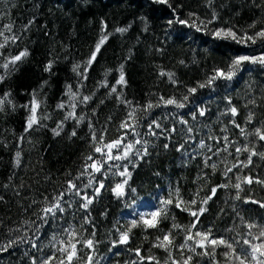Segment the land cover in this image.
Wrapping results in <instances>:
<instances>
[{
	"label": "trees",
	"instance_id": "trees-1",
	"mask_svg": "<svg viewBox=\"0 0 264 264\" xmlns=\"http://www.w3.org/2000/svg\"><path fill=\"white\" fill-rule=\"evenodd\" d=\"M220 29H231L237 39L216 36ZM261 31L264 0H0V248L16 241L0 250V264H41L53 255L57 259L52 264H59L60 241L69 240L65 229L78 234L73 242L80 259L73 264H85L89 254L92 264H183L188 256L190 264H225L226 248L217 247L213 259L197 255L203 249L186 241L188 234L209 230L212 238H225L239 252L243 240L251 238L245 224L264 225V207L251 202L264 203V184L255 182L264 181V157L253 156L245 167L250 153L235 151L247 147L264 153V141L254 134L257 128L264 132V64L244 61L234 69L233 64L240 56H264ZM21 52L27 55L11 63ZM121 69L124 84L117 83ZM229 71L235 73L231 79L225 78ZM193 87L197 91L189 92ZM169 98L185 107L167 105ZM33 107L38 122L29 129ZM231 107L237 109L235 116ZM133 111L139 118L135 130L122 128L125 121L135 123L128 117ZM119 137L124 140L121 147L132 143L133 153L146 147L147 154L107 161L95 152ZM137 139L146 145L135 144ZM90 155L93 160L87 159ZM94 160L102 162L101 172L85 170ZM125 165L131 178L118 197L113 189L127 179L118 174ZM247 176L252 184L242 182ZM69 181L76 190L69 188ZM101 182L104 187L95 195ZM213 188L215 195L203 204ZM62 193L64 211L44 217L42 210ZM85 195L94 197L87 209L82 207ZM177 197L184 202L180 207ZM170 198L172 205L162 204ZM201 207L206 211L191 228L196 219L191 211ZM160 209L156 227L140 224L131 228L128 243H119L131 221ZM168 233L171 259L156 246ZM88 239L94 240V251L85 247ZM185 242L188 247L181 249Z\"/></svg>",
	"mask_w": 264,
	"mask_h": 264
},
{
	"label": "snow or ice",
	"instance_id": "snow-or-ice-1",
	"mask_svg": "<svg viewBox=\"0 0 264 264\" xmlns=\"http://www.w3.org/2000/svg\"><path fill=\"white\" fill-rule=\"evenodd\" d=\"M156 3H163L166 4L168 3V0H155ZM179 23H184L187 24L188 21L187 20H180L178 21ZM169 23H172V21H169ZM6 31L11 32L12 31V26L11 25H5L4 26ZM117 31L123 33L126 31L125 28H119L117 29ZM3 32H0V36H3ZM223 34V36L225 37H230L232 39H237L236 33H234L231 29L225 31L224 29H220L218 30L215 35L216 36H221ZM259 36L264 37V31H261L258 33ZM9 39V37H5V42H7V40ZM11 39L13 41H15L16 39H18V37L16 36H12ZM107 39V37H102L100 40V43H98L96 45V48L94 50V52L92 53L88 63L89 65L95 61L96 59V55L97 53H99L100 51V46L104 43V41ZM243 39V38H242ZM246 39L248 40H252L253 37H246ZM3 44H0V47H3ZM27 52H21L19 55L15 56L11 63H15L16 61L21 60L22 57L26 56ZM244 61H251L252 63H260V64H264V56L261 57H249V56H240L233 64V69L236 68L239 64H241ZM8 63H5L3 65V67L5 69L8 68ZM51 65L48 66L49 70H50ZM79 67V66H77ZM163 75V73H161ZM234 71H229L226 75L225 78L227 79H231L232 76L234 75ZM169 77L171 78L172 74H168ZM218 75L219 76H225V73L223 71H219L218 70ZM3 77L0 76V80H2ZM215 79V77H213L212 79H210L208 81V83H212V80ZM117 83L119 84H124L125 80H124V73L123 70L121 69V73H120V78L117 81ZM201 88L205 87V84H201L199 85ZM113 92L116 91L115 88L112 89ZM191 93H195L197 91V89L195 87L190 88L188 90ZM73 96H75V94L73 93ZM90 97L88 96H84L83 100L87 101L89 100ZM163 99V98H161ZM185 101L187 100V96H185L183 98ZM4 103L3 100H0V105H2ZM164 103H166L167 105H175L178 108H183L185 107V104L183 102H178L175 98H169L166 101H164ZM61 107H63V105H61ZM149 108L153 107V105L149 104L148 105ZM2 110V109H0ZM36 109L35 107L32 108V116L29 118L28 122H27V127L30 129L32 127L33 124H36L37 121V117H36ZM229 112L235 116L237 114V109L235 107H231L229 109ZM200 115H204L203 111H200L199 113ZM71 115V113H70ZM128 117L130 120L134 121L135 123L133 124H129L128 121H125L121 124L122 128H127V129H131L132 131L135 130V126L136 123L139 122V118L136 114L135 111L130 112L128 114ZM193 119H195V116H193ZM249 122L252 120V115L250 114L248 117ZM183 123L187 124V121H183ZM233 123H235L233 121ZM154 127L155 128H160L161 125L159 123L153 122ZM153 124L149 125V128L151 129L153 127ZM237 128H240L239 124L235 125ZM241 133H244V129L240 128ZM172 131H175V129L173 128ZM187 131L189 133L192 132V128L189 127L187 129ZM76 133L73 132L72 135H75ZM151 135H156V133L154 131H152L150 133ZM256 136H258L259 140L264 141V132L261 131L260 128H257L255 130L254 133ZM57 135H59V133L57 132ZM95 139V136H94ZM101 140H103V136L100 137ZM225 140H227V137H225ZM124 143L123 137H119L113 141H111L110 143L104 144L103 147L97 146L95 147V152L97 153H101L103 156L106 157L107 161H114V160H128L129 156L134 154L140 158H143V155L147 154V148L144 147L143 148V152H141L140 150H135V152L133 153V149H134V145L132 143H128L127 145L121 147ZM146 141H141L140 139L135 140V144H141L146 145ZM200 148H204L206 145L204 142L200 143ZM165 148L168 147L167 144L164 145ZM104 148L107 149V152L104 151ZM113 149H117L119 154L117 155H113ZM225 151L227 149H224ZM209 151H212L211 148H209ZM219 151V150H218ZM235 151L237 153H240L241 151H245V152H249V156L247 158V164H245L244 166L247 167L248 164H251L252 162V157L256 156V155H260L262 157H264V153H257L254 149H249L247 147H244L243 149L237 147L235 149ZM17 156L19 157V153H17ZM88 160H93V157L90 155L87 157ZM208 159H211V157H208ZM17 163H19V160H17ZM237 165H233L232 167H228L226 168V173L227 172H231L233 167H236ZM211 167L215 168L216 165L212 164ZM88 168L93 169L95 172H101L102 168H103V164L100 160H94L91 164H86L85 165V170H87ZM120 176L122 177H127V179H125L123 181V183L117 184L115 189H113V191L116 193V195L119 196H123L124 195V187L125 185L128 183V179L131 178V174L127 171V165L124 166V170L120 171L118 173ZM83 175V173H82ZM239 179V178H238ZM244 183H248V184H252L254 182L253 178L251 176H247L244 178V180L242 181ZM256 183H260V184H264V181L261 180H255ZM93 183V181L91 179L88 180V185H91ZM69 184V188L71 190H76L77 189V185L75 183H72L71 181L68 182ZM88 185H85V187H87ZM236 189H241V183H236L235 185H233ZM104 187L103 183H99L98 187L96 188L95 191V195L99 194L100 189H102ZM220 187H226V185H221ZM216 188H213L211 190V195L208 196L205 200L202 201L203 204H207L208 200H210L212 198V196L215 195L216 193ZM76 194H79V192L77 191ZM63 193L61 194L60 197L55 199V202L53 204H51V206L44 208L42 211L44 213V217H47L49 214H51L52 216H55V213L57 211L59 212H63L64 208L61 207L60 204V199L62 198ZM94 198V197H93ZM93 198L88 197L87 195H85L83 197V199L86 201V203H84L82 205V207L84 209H87L89 204L92 203ZM0 199H2V197H0ZM236 199H240V196L237 195ZM173 199H166L164 201H162V204L167 206V205H172L173 204ZM248 202V201H246ZM252 203H260L261 207H264V203L259 202V201H255L252 200ZM184 202L179 200V198L177 197V202H176V207H180L181 204H183ZM192 204H195L196 201L193 200L191 202ZM183 210L187 211L189 210L188 208H184ZM163 209L157 210L155 212H152L150 214H148L147 216H142L140 218L139 221L137 220H133L131 221V227L120 233L119 235V243L121 244H126L129 241V233L131 232V228L137 227L140 224H143L146 227H156L157 226V221L158 218L161 216ZM204 211H206L205 208L201 207L198 211H191V215L193 217H195L196 219L193 221L191 228H195L196 224L199 221V215H202L204 213ZM242 219V218H241ZM180 227L179 225H173V228H178ZM245 227L249 230L247 235L249 237H251L250 239H244L243 240V246L240 247V251L237 252V248L234 246V244L232 242H229L228 240H226L223 237L220 238H212V233L211 230L207 231V232H195V235L192 234H188L186 236V241H194L195 242V246L199 247L201 249H203V251L201 253H198L197 255H207L212 257L213 259L215 258V250L217 247L222 246L224 248L227 249V251L223 252L222 255L224 257V261L225 264H264V225H258L256 223H246ZM258 229V232L253 234V232L251 231L252 229ZM65 232L69 233V240L67 242V244H65V241L61 240L60 244L63 245L62 247H60L58 249L59 252H61L63 255L62 257L59 259V264H73L74 260H79L80 256H79V251L77 249V244L74 243L73 241L76 239L77 237V232L75 230H72L71 232H69L68 229L64 230ZM119 231V230H118ZM229 231H231V229H229ZM190 232V230H189ZM94 235V233H93ZM199 239H196V238ZM21 239H23V237H21ZM38 239V237H37ZM53 239H55V236H53ZM16 241H10L8 245H5L3 248H0V250L6 251L8 247L11 246L12 243H15ZM84 245L85 247H87L90 250L94 251V240L93 239H88L86 241H84ZM157 247H162L165 249V251L169 252V258L171 259V248L173 246V240L171 238V234H165L163 236V238L160 240L159 244L156 245ZM246 246V247H245ZM32 247L36 248L37 245L35 242L32 243ZM181 249L188 247L187 242H185V244L179 246ZM209 249H211V251H209ZM136 255L140 256V250L136 249ZM189 251L191 252H195V247H191L189 248ZM57 259L55 257V255L48 257L47 259L43 260L41 262V264H52V261ZM144 257H141V262L144 260ZM148 259L150 260H154V257H149ZM92 260L93 257L92 255H87L86 257V261L85 264H92ZM192 260V256H188L187 259L184 260L183 264H190V261ZM32 264H36L35 260H33ZM132 264H136L135 261L132 262ZM156 264H159V261H156ZM173 264H180L179 261H175L173 260ZM215 264H219V261H216Z\"/></svg>",
	"mask_w": 264,
	"mask_h": 264
}]
</instances>
